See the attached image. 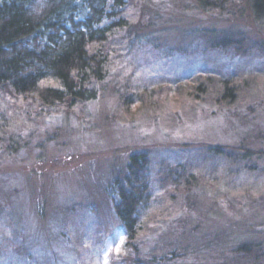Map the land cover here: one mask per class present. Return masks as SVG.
<instances>
[{"label":"rangeland","instance_id":"obj_1","mask_svg":"<svg viewBox=\"0 0 264 264\" xmlns=\"http://www.w3.org/2000/svg\"><path fill=\"white\" fill-rule=\"evenodd\" d=\"M125 15L95 99L0 89V264H264V23L249 0ZM134 153L150 199L129 242L110 190Z\"/></svg>","mask_w":264,"mask_h":264},{"label":"trees","instance_id":"obj_2","mask_svg":"<svg viewBox=\"0 0 264 264\" xmlns=\"http://www.w3.org/2000/svg\"><path fill=\"white\" fill-rule=\"evenodd\" d=\"M195 1L204 9H217L229 2ZM130 2L0 0V89L32 96L48 108L73 107L95 99L94 85L107 73L105 46L109 47L117 31L127 27L125 13ZM249 7L254 19L264 23V0H249ZM47 81L55 86L44 84ZM148 168L146 154L134 153L124 172L111 183L114 215L129 242L136 240L139 211L150 199ZM251 250L243 247L240 251H247L245 255L259 262L257 252ZM131 264L153 262L136 255Z\"/></svg>","mask_w":264,"mask_h":264}]
</instances>
